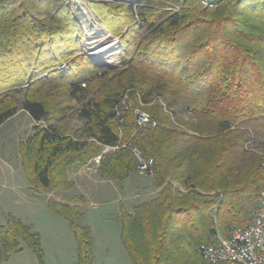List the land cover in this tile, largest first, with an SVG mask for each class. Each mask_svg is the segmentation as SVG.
Instances as JSON below:
<instances>
[{
    "label": "trees",
    "instance_id": "obj_1",
    "mask_svg": "<svg viewBox=\"0 0 264 264\" xmlns=\"http://www.w3.org/2000/svg\"><path fill=\"white\" fill-rule=\"evenodd\" d=\"M170 1L181 10L168 13L162 0L89 1L119 38L122 67L112 68L85 53L68 0H0V126L20 107L37 123L54 121L20 144L29 182L54 190L70 189L68 168L88 164L106 146H140L154 160L159 193L121 208L132 264H228L205 260L198 248L248 225L260 204L264 0H227L214 9ZM126 94L132 106L146 104L156 126L139 129L132 108L117 123ZM137 166L131 150L120 148L102 153L98 171L123 183ZM73 201L48 205L69 223L76 264H94L92 229ZM21 242L45 264L40 233L9 215L0 226V261Z\"/></svg>",
    "mask_w": 264,
    "mask_h": 264
},
{
    "label": "rangeland",
    "instance_id": "obj_2",
    "mask_svg": "<svg viewBox=\"0 0 264 264\" xmlns=\"http://www.w3.org/2000/svg\"><path fill=\"white\" fill-rule=\"evenodd\" d=\"M89 1L68 0V5L71 6L85 34V53L98 65L120 68L122 63L119 38L112 37L98 22ZM109 1L124 3L131 0ZM91 23L96 27L97 41L94 43L96 46L103 48L110 40H118V54L114 62L108 63L104 59L97 61L93 58L91 49L93 44H90L93 39L90 38L88 31ZM107 34L110 36L109 39L106 37ZM70 105H76V102L73 101ZM142 108L148 112L145 105ZM183 117L188 119L190 116L186 113ZM46 123L42 125L40 122H35L30 114L20 107L13 117L0 126V226L6 223L9 215H13L29 225L32 230L40 233L45 264H76V241L69 223L49 207L48 200L73 203V200L77 199L84 212L81 223L89 225L92 229L95 245L94 264H132L121 240V208L132 210L134 205L157 196L159 188L154 176L141 172L137 166V171L131 174L126 182L117 181L115 182L117 184H112L109 178L98 171L100 162L96 161L95 156L89 162L91 167L87 172L90 178L85 180L86 185L84 184L88 189L87 197L77 194V189L71 190L75 183L69 179V176L68 180L73 186L67 190L35 186L29 182L22 168L20 144L25 143L37 132V125L41 128L44 125L54 124V121ZM77 125L82 126L83 122L79 121ZM255 153L264 156L262 150ZM21 243V247L14 250L8 260L0 261V264H37L39 260L36 254L25 247L23 242Z\"/></svg>",
    "mask_w": 264,
    "mask_h": 264
},
{
    "label": "built area",
    "instance_id": "obj_3",
    "mask_svg": "<svg viewBox=\"0 0 264 264\" xmlns=\"http://www.w3.org/2000/svg\"><path fill=\"white\" fill-rule=\"evenodd\" d=\"M165 10L174 14L181 10V5L170 0H162ZM204 9L217 8L221 3L227 0H199ZM140 106H132L129 101V95L126 94L116 109L117 123H123L125 120L123 111L133 109L135 121L138 128L146 129L156 126L157 122L151 117L150 113L143 110L146 105L141 100ZM136 131L135 133H137ZM134 133V134H135ZM251 144V142H250ZM249 144V145H250ZM248 145V147H249ZM128 148L138 163V169L147 175H154L152 157H146L143 149L131 142L122 145L106 146L102 153ZM248 149H252L248 148ZM102 153L96 156L99 163ZM202 257L211 263L228 264H264V187L261 193V200L258 208L254 211L250 223L246 226H236L232 229L229 237L218 235L216 240L210 243H202L198 248Z\"/></svg>",
    "mask_w": 264,
    "mask_h": 264
},
{
    "label": "bare ground",
    "instance_id": "obj_4",
    "mask_svg": "<svg viewBox=\"0 0 264 264\" xmlns=\"http://www.w3.org/2000/svg\"><path fill=\"white\" fill-rule=\"evenodd\" d=\"M91 28L88 30L89 31V36L91 39H93L90 44L91 45V49H92V53L94 55V59L97 61H103V59L106 62H114L115 61V56H117L118 54V43L115 40H110V42L105 45L103 48L102 47H98L96 46V34H95V25L93 23H91ZM109 39V35L107 34L106 36ZM101 58V59H100ZM107 59H110L109 61Z\"/></svg>",
    "mask_w": 264,
    "mask_h": 264
},
{
    "label": "crops",
    "instance_id": "obj_5",
    "mask_svg": "<svg viewBox=\"0 0 264 264\" xmlns=\"http://www.w3.org/2000/svg\"><path fill=\"white\" fill-rule=\"evenodd\" d=\"M90 165V163H88V164H86V165H79V164H74V165H72V166H70L69 168H68V176H69V179L71 180V181H73L74 183H75V185H74V188H72L71 190H75V189H77L78 191L76 192L77 194H80V195H83V196H85V197H87V193H86V191L88 190L87 188H85L84 187V184L86 183V181L90 178V174H88V172H87V170H89L90 169V167H91V165ZM129 179V178H128ZM127 179V180H128ZM86 180V181H85ZM126 180V181H127ZM109 181H111V183L113 184H117V183H115V182H117V181H115V180H110L109 179ZM125 181V182H126ZM86 185V184H85ZM124 186H125V183H124ZM80 205V204H79ZM135 206V205H134ZM133 206V207H134ZM132 207V208H133ZM129 211H131L130 209H128ZM82 220H83V218H82ZM37 264H38V261H37Z\"/></svg>",
    "mask_w": 264,
    "mask_h": 264
},
{
    "label": "water",
    "instance_id": "obj_6",
    "mask_svg": "<svg viewBox=\"0 0 264 264\" xmlns=\"http://www.w3.org/2000/svg\"><path fill=\"white\" fill-rule=\"evenodd\" d=\"M116 42H118V40H115Z\"/></svg>",
    "mask_w": 264,
    "mask_h": 264
}]
</instances>
